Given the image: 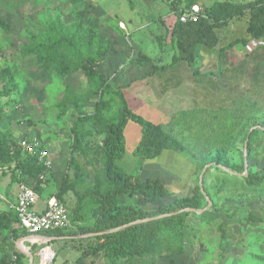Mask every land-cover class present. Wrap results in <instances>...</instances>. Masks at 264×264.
I'll return each mask as SVG.
<instances>
[{
	"label": "rangeland",
	"instance_id": "1",
	"mask_svg": "<svg viewBox=\"0 0 264 264\" xmlns=\"http://www.w3.org/2000/svg\"><path fill=\"white\" fill-rule=\"evenodd\" d=\"M170 1L172 0H0V22L4 23V26L0 23V129L10 132L11 137L16 140V143H9V162L0 161V213L15 212L21 186H29L22 182L23 177L19 175V165L24 163L26 156L20 149V143L25 137L37 139L48 151L50 158L57 159L61 173L58 180L47 177L40 180L36 170L30 172L31 186L39 196L56 198L62 181L69 172L73 156L72 127L75 116L80 110L86 114L94 113L99 100V95L92 96L80 108L72 105L68 112L62 113L60 105L66 88H71L78 94L86 93L89 88L87 78L82 71L66 77L46 72L34 59L25 58L21 50L30 37L41 33L56 18H61L68 26H72L79 18L84 17L96 21L100 33L105 35L102 31L107 22L117 26L119 19L127 20L133 15V10H136L134 15L141 14L142 18L138 19L143 25H150L149 29H143L141 35L147 39L146 52L154 55L161 48L160 43L151 41L149 30L153 29V22L166 16L172 5ZM217 1L223 0H212L211 3ZM226 1L244 4L255 0ZM132 38L137 40L135 35ZM8 72L10 74L6 75ZM261 80L262 77L256 79L255 85H259ZM114 111L116 106L111 103V112ZM262 117L264 118L262 90L259 94L249 96L248 108L242 112H234L232 116L190 117L184 121L188 126H181L180 132L185 152L202 160L210 159L222 150L235 166L243 167L242 175L246 176L249 170H253L264 176V136L258 139L255 151L251 154L245 139L248 132L259 128L253 126L254 119ZM261 130L264 131V127ZM101 138L94 136L92 140L98 144ZM127 146L125 157L117 162L118 167L127 174L143 176V160L132 153L129 143ZM74 158L75 167L86 176L88 183L92 182L95 171H100L101 168L97 160L93 159L91 167L80 156L74 154ZM166 162H173V169L185 170V165L175 159H165L164 163ZM210 164L214 169L209 176L208 188L219 212L213 209L210 199L209 205L206 198L205 208L213 210L215 219L208 222L189 218L183 254L176 256L173 262L170 258H161L157 264H264V183L257 189H250L241 181L227 180L216 171L220 169L218 165L214 162L208 165ZM197 176L199 182L201 175H198V169ZM184 192L180 195L168 192L155 206L163 207L176 198H183L186 196ZM74 201L70 194L65 203L69 212H72ZM122 202L133 201L122 198ZM81 217L79 227L94 224L92 206L88 200L85 201ZM251 217L259 220L253 221ZM71 228L76 229L73 224ZM71 228L64 232L71 231ZM30 236L23 237L25 240L22 247L33 254L34 264H63L69 260L73 264H104L101 254L78 260L84 250L100 243L95 238L72 241L63 237L73 236H62L47 243L44 240L30 239ZM18 241L19 239H9L5 231H0V264H3L4 258L8 263L13 247L18 248ZM18 262L30 264V258L24 255Z\"/></svg>",
	"mask_w": 264,
	"mask_h": 264
},
{
	"label": "trees",
	"instance_id": "2",
	"mask_svg": "<svg viewBox=\"0 0 264 264\" xmlns=\"http://www.w3.org/2000/svg\"><path fill=\"white\" fill-rule=\"evenodd\" d=\"M175 2L179 5L184 3L182 12L197 5V0ZM202 10L204 17L198 22L183 24L178 19L173 29L179 54L190 63L195 59L198 44L215 42L213 35L215 27L247 11L251 13L249 28L251 37L264 40V0L244 4L218 1ZM0 23L4 26L3 21ZM112 49V42L100 33L98 23L88 17L79 18L72 26H68L61 18H56L46 25L41 33L32 35L28 43L22 47L21 54L25 58L34 59L46 72H55L62 77L79 71L85 74L88 91L78 94L73 89L66 88L60 105L62 113L68 112L69 106L72 105L80 108L89 102L92 96L99 95L94 113L86 114L80 110L75 116L72 127L73 156L69 172L64 177L62 187L56 196L66 205L72 194L75 201L70 217L76 229L71 228L69 232H48L41 236L74 237L119 229L116 232L92 237L100 240V243L84 250L78 260L101 254L104 264H157L164 257L170 258L173 262L174 258L183 254L185 250L188 219L194 217L208 222L215 219L213 210L196 213L205 209L206 196L213 202V206L215 205L208 188L209 176L214 168L208 169L204 174L203 191L198 182L190 196L176 198L166 206L156 207L155 204L168 195V189L161 178L152 177L144 180L127 174L118 167L117 162L122 160L127 152L124 131L129 121L141 128V138L133 154L144 161L157 159L165 150L185 152L186 147L161 125L133 113L121 89L114 88L109 78L101 72L102 60ZM176 59L175 57L174 60ZM9 74L10 72L6 75ZM260 90L264 92V88H260L256 93L259 94ZM111 103L116 106L114 112H111ZM252 124L260 129H254L246 134L250 154L255 151L258 139L264 136V131L261 130L264 127V118L254 119ZM94 136L102 137L98 144L93 142ZM10 142L16 143V140L11 137L10 132L7 130L3 132L0 129V161L9 162ZM20 149L26 156L24 163L19 165V175L23 177L22 182L30 187L32 170H36L39 179L43 180L42 176H45L49 169L39 163L36 156L27 154L21 146ZM74 154L84 159L91 167L93 159L101 166L100 171H95L92 182L88 183L86 176L75 167ZM192 160L197 166L198 175L202 174L209 163L214 162L218 167H225L230 171L221 168L216 170L229 181H241L250 189H257L264 183V176L259 172L249 170L246 176L242 175L243 167L235 166L222 150L210 159L201 160L193 156ZM122 198L133 202L123 203ZM87 200L92 206L94 224L79 227L78 222L82 221L81 212ZM213 209L219 212L215 206ZM163 215L171 216L139 222ZM251 219L259 220L255 217ZM18 222L16 212L0 213V231H5L9 239H21L31 235L21 228ZM80 240L82 239H78ZM12 252L18 256V261L24 257L16 247H13ZM3 264H7L5 258Z\"/></svg>",
	"mask_w": 264,
	"mask_h": 264
},
{
	"label": "crops",
	"instance_id": "3",
	"mask_svg": "<svg viewBox=\"0 0 264 264\" xmlns=\"http://www.w3.org/2000/svg\"><path fill=\"white\" fill-rule=\"evenodd\" d=\"M175 1H170L166 16L153 22L154 30H149L151 41L160 43L161 51L154 55L146 52L147 39L141 35L150 25H143L139 20L141 14L134 15L136 10L127 20L119 19L117 26L107 22L102 32L113 49L102 60L100 70L114 88L121 89L133 113L161 125L183 142L181 126H188L184 122L188 118L227 117L248 108L249 96L264 86V40L251 37V13L247 11L215 27V42L198 44L195 59L190 63L179 54L174 41L173 29L184 8V3L179 5ZM211 1L197 0V5L202 9L210 7L215 3ZM259 77L262 80L256 86ZM124 134L126 150L129 143L133 153L141 138V128L129 121ZM165 159L182 162L185 170L173 169L174 163L165 164ZM51 160L53 169L44 178L58 180L61 173L57 159ZM141 173L144 180L160 177L169 193L180 195L185 191V197L192 194L198 183L197 166L191 154L182 151L165 150L155 160H143ZM48 200L41 198L37 210L42 211Z\"/></svg>",
	"mask_w": 264,
	"mask_h": 264
},
{
	"label": "built area",
	"instance_id": "4",
	"mask_svg": "<svg viewBox=\"0 0 264 264\" xmlns=\"http://www.w3.org/2000/svg\"><path fill=\"white\" fill-rule=\"evenodd\" d=\"M201 17H204L202 8L199 5H193L181 12L178 19L181 23L188 24L198 22ZM20 146L27 154L36 156L38 162L45 168H52L53 162L48 151L37 139H23ZM40 200L39 194L33 188L21 186L14 209L21 228L31 235L41 236L43 233L64 231L72 227L70 212L63 202L57 198H51L46 202L45 208L39 211L37 206ZM7 264H18V256L12 253ZM63 264L73 263L65 262Z\"/></svg>",
	"mask_w": 264,
	"mask_h": 264
},
{
	"label": "water",
	"instance_id": "5",
	"mask_svg": "<svg viewBox=\"0 0 264 264\" xmlns=\"http://www.w3.org/2000/svg\"><path fill=\"white\" fill-rule=\"evenodd\" d=\"M212 164H210V165H208V166H206L205 168H204V170L202 171V174H201V177H200V181H199V185L201 186V190L203 191V188H202V183H203V177H204V174L206 173V171L208 170V169H211L212 168ZM221 169H224L225 171H227V172H230L227 168H225V167H220ZM206 198H207V200L209 201V198L206 196ZM209 205H211V202L209 201ZM207 209L205 208L204 210H201V211H198V212H196V211H194V210H186L187 212H196V213H202V212H204V211H206ZM180 212H182V211H180ZM167 216H171V215H163V216H159V217H156V218H152V219H147V220H144V221H139V222H147V221H151V220H157V219H161V218H163V217H167ZM138 222V223H139ZM117 230H119V229H115V230H111V231H107V232H104V233H97V234H86V235H78V236H74V237H63V239H65V240H70V239H84V238H92V237H96V236H99V235H104V234H106V233H111V232H116ZM30 239H37V240H44V241H46L47 243L49 242V241H53V240H56V239H58L57 237H44V236H39V235H31L30 237H29ZM24 240H25V238H22V239H19V241H18V248H19V251L22 253V254H24V255H26L27 257H29L30 258V264H34L33 263V260H34V257H33V254L32 253H30V252H28V251H25L24 249H23V247H22V244H23V242H24Z\"/></svg>",
	"mask_w": 264,
	"mask_h": 264
}]
</instances>
